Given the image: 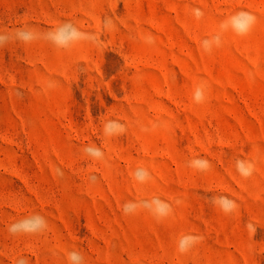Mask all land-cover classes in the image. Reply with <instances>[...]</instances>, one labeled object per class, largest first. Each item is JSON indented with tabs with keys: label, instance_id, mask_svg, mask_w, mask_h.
I'll use <instances>...</instances> for the list:
<instances>
[{
	"label": "rangeland",
	"instance_id": "rangeland-1",
	"mask_svg": "<svg viewBox=\"0 0 264 264\" xmlns=\"http://www.w3.org/2000/svg\"><path fill=\"white\" fill-rule=\"evenodd\" d=\"M66 22L0 47V264H264V0H0Z\"/></svg>",
	"mask_w": 264,
	"mask_h": 264
},
{
	"label": "clouds",
	"instance_id": "clouds-1",
	"mask_svg": "<svg viewBox=\"0 0 264 264\" xmlns=\"http://www.w3.org/2000/svg\"><path fill=\"white\" fill-rule=\"evenodd\" d=\"M238 25L237 30L238 34H245L248 28L255 22V17H253L250 13L242 12L238 15ZM83 35L76 27H74L71 23H64L56 28L44 32L39 33L34 30H32L29 27H21L15 29L13 32H5L0 33V47L4 46L5 44L11 42V41H20L23 43H30L37 39H46L49 42L53 43L57 47H67L68 44L75 40L76 38ZM18 96H22V93L17 91ZM204 99V91L203 88H198L195 93V100L197 102H202ZM113 122H109L111 124ZM107 128V125H106ZM91 154H95V151L98 150H89ZM250 174V172L248 173ZM223 201H227V197H212L211 202L213 204L219 203L221 206V209L225 212H231L235 209L236 205L234 201H229L231 204V207H224ZM125 211L128 210V205L126 204L124 206ZM47 227V223L45 219L42 216L39 215H33L31 217H26L22 220H19L9 226V232L13 235L19 234V233H34L40 230H43ZM249 228L251 229L252 226L249 225ZM254 230V229H252ZM197 237L194 236H185L183 240L180 243L179 250L181 252H185L188 250L187 245L185 241H192L193 243L198 242ZM69 259L71 261V264H82L83 257L80 255V253L76 251H72L69 254ZM18 264H24L23 261H19Z\"/></svg>",
	"mask_w": 264,
	"mask_h": 264
}]
</instances>
